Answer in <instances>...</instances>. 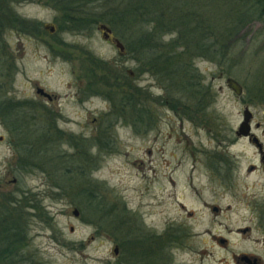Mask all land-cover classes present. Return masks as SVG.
I'll list each match as a JSON object with an SVG mask.
<instances>
[{"label": "rangeland", "instance_id": "1", "mask_svg": "<svg viewBox=\"0 0 264 264\" xmlns=\"http://www.w3.org/2000/svg\"><path fill=\"white\" fill-rule=\"evenodd\" d=\"M6 1L12 14L0 10V199L11 200L9 208L21 202L19 264H243L244 255L264 257L254 242L259 233L211 185L205 167L211 151L242 148L229 136L245 104L251 132L264 136V20L229 22L222 55L211 56L212 45L204 55L165 27L155 30L169 22L162 16L156 24V9L133 22L125 1L78 0L92 12L78 31L49 0ZM236 3L189 4L217 21ZM19 19L36 27L22 29ZM99 24L123 44V55ZM170 64L182 70L181 92ZM221 72L242 86L241 97L225 79L211 80ZM5 102L14 109L4 111ZM22 114L31 137L15 119ZM245 226L247 235L237 231Z\"/></svg>", "mask_w": 264, "mask_h": 264}, {"label": "trees", "instance_id": "2", "mask_svg": "<svg viewBox=\"0 0 264 264\" xmlns=\"http://www.w3.org/2000/svg\"><path fill=\"white\" fill-rule=\"evenodd\" d=\"M121 1H125L126 3L123 8L124 14L131 18L133 22H135L136 19L144 22L146 19L145 17L150 16V13L156 9V13H161V15H156L154 18L155 23H163L162 16L165 18L168 17L169 22L166 26L163 25L157 27L155 30L165 27L164 29L166 33H176L185 45H192L197 51L204 55L206 54L207 47L212 45V48L209 50L210 54H212L211 56L222 55L221 47L225 44V39L229 36L235 25L242 24L247 19L264 20V0H236L237 6L219 11L217 21L213 20L208 15L206 16L202 10L198 9L199 11H192L191 7L193 6H190V0L189 2L186 0H180L177 5H173L172 0H118V2ZM6 2V0H0V10L7 8L12 14V11L7 7L8 4H6ZM49 3H56L62 12L63 22L66 21V23H70L71 25H69V27L72 30L78 29L79 31L84 23L92 22L89 18V15L92 14V12L85 10L86 8L80 5L78 0H63L61 3L58 0H49ZM11 18L13 19V17H9L10 22H12ZM3 19L0 18L1 21H3ZM20 20L21 19L17 21V24L20 25L22 29H26L29 26L36 27L32 21L22 22L21 20L20 22ZM229 22L230 24H234L230 30L226 27ZM210 37L212 38L211 42L208 41V38ZM146 51L147 50L144 49L141 53L144 54ZM167 73L170 75L174 88H177L176 91L181 92L182 70L180 67L176 68L173 67V64H170ZM192 92H194L197 97L196 90ZM196 99L198 101L199 97ZM8 103L9 102H5L2 107L6 112L14 109L11 104L7 105ZM171 107L172 109L177 110V101H172ZM192 108L193 107H188L187 110H191ZM187 110L184 112L185 114L188 113ZM194 111H196V108ZM15 119L19 124L27 125V135L30 137L33 136L34 132L30 131V127H28L31 124L29 123L30 119L27 115L22 114L15 117ZM6 202H11V200L3 201V199H0V264H19L21 261L19 258H16L15 254L18 252L21 245V236L19 235L22 231L20 225L22 211L21 205L19 204L21 202L18 200V205L13 208L6 206ZM11 215H13V217ZM14 216H16V218H14ZM133 243L134 244L132 245H136V242ZM142 243L145 246L147 245L145 242ZM143 252H145V250H142L141 254H143ZM22 261L26 262L27 259L23 257Z\"/></svg>", "mask_w": 264, "mask_h": 264}, {"label": "flooded vegetation", "instance_id": "3", "mask_svg": "<svg viewBox=\"0 0 264 264\" xmlns=\"http://www.w3.org/2000/svg\"><path fill=\"white\" fill-rule=\"evenodd\" d=\"M227 78L230 77H226L221 72L212 76L211 80ZM38 95L46 98L47 101L54 99L51 95L50 98ZM3 140L0 136V142ZM229 140L230 145H242V148L224 149L221 153L217 150L211 151L205 165L207 179L214 187L221 186L232 204H235L236 211L243 215V218L251 221L252 226L259 233V237L254 242L264 250V136H258L254 132L247 135L234 133L229 136ZM181 205L184 207L183 204ZM212 210L216 212L219 208L213 206ZM250 230L251 227L245 226L237 231L247 235ZM244 256L247 260H243V264H264V257ZM164 264H177V262L166 261Z\"/></svg>", "mask_w": 264, "mask_h": 264}, {"label": "water", "instance_id": "4", "mask_svg": "<svg viewBox=\"0 0 264 264\" xmlns=\"http://www.w3.org/2000/svg\"><path fill=\"white\" fill-rule=\"evenodd\" d=\"M44 29L49 30L50 32L54 31V27L51 25H44ZM97 29L99 31H101L102 34V38L104 40H110L115 48L118 50V54L119 55H123L124 54V46L123 44L117 39L111 36V30L110 28H108L106 25L103 24H99L97 26ZM225 85L226 87L231 90L236 96L240 97L242 95V87L233 79L231 78H227L225 80ZM36 92L38 94L44 95V96H49V94H47L42 88H37ZM251 118H252V114L249 110L248 107H245L242 111V121L239 123L237 130H236V134L237 135H247L249 133H251V126H250V122H251ZM73 214L75 216L78 215V212L76 210L73 211ZM118 252V248L114 247L113 249V253L117 254ZM242 260H247V257L242 256L241 258Z\"/></svg>", "mask_w": 264, "mask_h": 264}, {"label": "bare ground", "instance_id": "5", "mask_svg": "<svg viewBox=\"0 0 264 264\" xmlns=\"http://www.w3.org/2000/svg\"><path fill=\"white\" fill-rule=\"evenodd\" d=\"M181 207H183L181 204H180Z\"/></svg>", "mask_w": 264, "mask_h": 264}]
</instances>
